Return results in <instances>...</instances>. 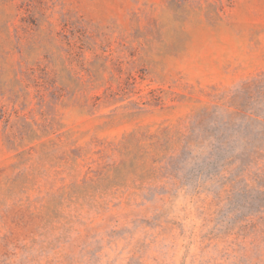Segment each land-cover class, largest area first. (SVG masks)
I'll return each mask as SVG.
<instances>
[{"label":"rangeland","instance_id":"1","mask_svg":"<svg viewBox=\"0 0 264 264\" xmlns=\"http://www.w3.org/2000/svg\"><path fill=\"white\" fill-rule=\"evenodd\" d=\"M167 1L0 0V264H264V0Z\"/></svg>","mask_w":264,"mask_h":264},{"label":"trees","instance_id":"2","mask_svg":"<svg viewBox=\"0 0 264 264\" xmlns=\"http://www.w3.org/2000/svg\"><path fill=\"white\" fill-rule=\"evenodd\" d=\"M205 0H168L169 6L174 9L175 11H179L183 6L188 5L192 2H203ZM207 1V0H206ZM231 1V0H228ZM208 2V1H207ZM211 6V5H210ZM158 141L154 144H152L149 149H154V151H158ZM173 140V142H172ZM189 137L186 134H177L176 137H168L165 139V146L169 145L171 142V145L174 146V150H167V153H174L176 157H172L171 160H178L182 159L183 155L187 152L184 149V146L188 144ZM186 148V147H185ZM146 153L142 155L136 154L135 159L138 161H143L145 157L150 156V153L145 151ZM23 179V175L18 176L14 179L7 178L4 183V193L2 200L0 201V207L2 205H5L9 201H17V202H28L29 207H32V205H35L34 202L31 201L30 198L25 197L27 186H25V182Z\"/></svg>","mask_w":264,"mask_h":264}]
</instances>
